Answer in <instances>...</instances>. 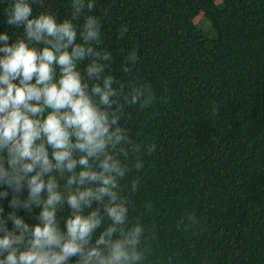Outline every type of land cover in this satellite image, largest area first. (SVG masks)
Here are the masks:
<instances>
[{
    "label": "trees",
    "instance_id": "16d2710c",
    "mask_svg": "<svg viewBox=\"0 0 264 264\" xmlns=\"http://www.w3.org/2000/svg\"><path fill=\"white\" fill-rule=\"evenodd\" d=\"M6 6L0 0V33L15 40L21 30L6 24ZM49 10L68 18L71 0L33 5L34 14ZM92 14L112 74L128 79L124 56L137 48L131 76L157 97L122 120L138 142L156 145L130 173L141 180L130 215L151 204L147 264H264V0H96ZM189 213L199 227L181 224Z\"/></svg>",
    "mask_w": 264,
    "mask_h": 264
},
{
    "label": "clouds",
    "instance_id": "9594fccd",
    "mask_svg": "<svg viewBox=\"0 0 264 264\" xmlns=\"http://www.w3.org/2000/svg\"><path fill=\"white\" fill-rule=\"evenodd\" d=\"M33 5L44 0H7L3 9L21 31L15 40L0 33V264H147L151 204L130 215L141 184L130 173L142 171L156 145L122 124L128 108L157 99L131 76L138 49L126 52L128 79L118 80L92 14L96 0H71L62 20L34 14ZM128 31L121 25L119 38ZM200 223L195 213L181 221L186 229Z\"/></svg>",
    "mask_w": 264,
    "mask_h": 264
},
{
    "label": "rangeland",
    "instance_id": "374dc122",
    "mask_svg": "<svg viewBox=\"0 0 264 264\" xmlns=\"http://www.w3.org/2000/svg\"><path fill=\"white\" fill-rule=\"evenodd\" d=\"M200 16H201V18H203L202 15H199L198 17L195 18V20H194L195 23H198V22L200 21V19H201ZM202 20H203V19H201V21H202ZM201 21H200L199 25H200V26H203L204 22H203V21L201 22ZM202 30H203L204 32H207V31H208V30H206V29H202Z\"/></svg>",
    "mask_w": 264,
    "mask_h": 264
}]
</instances>
